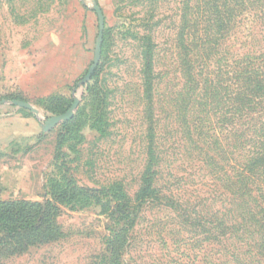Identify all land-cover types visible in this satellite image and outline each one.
<instances>
[{"label":"rangeland","instance_id":"374dc122","mask_svg":"<svg viewBox=\"0 0 264 264\" xmlns=\"http://www.w3.org/2000/svg\"><path fill=\"white\" fill-rule=\"evenodd\" d=\"M188 3L0 0V201L52 202L62 234L2 264H233L218 224L224 214L233 224L232 183L246 146L233 120L205 110L220 55L203 60L198 48L189 55L178 46L185 19L199 17ZM94 5L104 37L83 84L99 33ZM227 48L263 52L264 24L242 21ZM74 99L73 121L45 133L52 111ZM147 172L151 194L141 198ZM63 192L68 201L56 200Z\"/></svg>","mask_w":264,"mask_h":264},{"label":"trees","instance_id":"16d2710c","mask_svg":"<svg viewBox=\"0 0 264 264\" xmlns=\"http://www.w3.org/2000/svg\"><path fill=\"white\" fill-rule=\"evenodd\" d=\"M188 10L199 17L185 19L184 27L188 31L180 33L178 46L189 55L198 48L203 60L220 55L222 63L215 76L217 81L206 78V113L215 110L221 114L223 124L227 119L233 120L236 142L246 146L236 165V181L232 183L235 187L231 193L235 207L233 224L224 219L226 214L218 224L221 245L233 264H264V51L230 56L227 48L232 29L242 21L264 24V0H189ZM146 52L144 76L151 89L150 45ZM52 112L62 115L66 110L60 107ZM73 119L74 115L61 124ZM152 175L147 172L143 179L141 198L151 194ZM55 197L60 202L68 201L66 192ZM58 215L59 209L50 201H0V264L3 258L60 238Z\"/></svg>","mask_w":264,"mask_h":264},{"label":"water","instance_id":"95a60500","mask_svg":"<svg viewBox=\"0 0 264 264\" xmlns=\"http://www.w3.org/2000/svg\"><path fill=\"white\" fill-rule=\"evenodd\" d=\"M93 9L96 12L97 17H98L99 33H98V38H97L96 47H95V51H94L93 63L90 66L88 73L86 74V76L82 80L83 84L90 81L94 71L98 67L100 57H101V49H102V43H103V37H104V28H105L104 27V16L102 14L100 7H98L97 5H94ZM79 103H80V101L78 99H74L71 107L64 114L58 115V116H53V117L47 119L42 125L43 131L45 133H47V132L51 131L52 129H54L60 123L65 122V121H69L73 117L74 112L76 111V109L79 106ZM5 104H7V102L5 100L0 101V106L5 105ZM9 104L11 106L19 108V109L28 110L35 115L39 114L38 110L26 101L14 99V100L10 101Z\"/></svg>","mask_w":264,"mask_h":264}]
</instances>
